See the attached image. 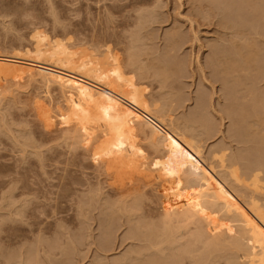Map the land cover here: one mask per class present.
<instances>
[{
	"label": "rangeland",
	"instance_id": "obj_1",
	"mask_svg": "<svg viewBox=\"0 0 264 264\" xmlns=\"http://www.w3.org/2000/svg\"><path fill=\"white\" fill-rule=\"evenodd\" d=\"M236 1L234 22L246 14L244 2ZM220 3L0 0V54L45 61L33 51L39 31L85 58L102 57L111 47L127 65L133 54L151 77L139 66L126 67V77L154 97L167 119L188 122L202 144L196 160L217 165L213 158L222 151L228 159L256 152L255 142L235 140L226 114L229 92L245 87L225 81L230 79L219 73L214 59L222 48L235 51L230 30L217 23L225 5ZM256 21L262 34L253 42L258 67L252 87L256 98H264V20ZM42 62L29 61L34 74L0 64V264H193L196 255L199 264H229L214 259L230 254L226 247L238 230L227 224L211 192L187 168L157 178L165 150L153 144L148 126L137 128L136 148H123L114 158L93 157L107 133L96 104L95 85H101L89 80L90 88H73L71 80L83 78L77 74L44 79ZM175 63L182 74L174 72ZM250 138L264 140L257 134ZM255 155L240 160L256 164ZM152 208L161 210L146 215ZM137 225L143 226L140 233ZM147 236L156 246L142 240ZM207 244L219 252L211 251L213 256Z\"/></svg>",
	"mask_w": 264,
	"mask_h": 264
},
{
	"label": "bare ground",
	"instance_id": "obj_2",
	"mask_svg": "<svg viewBox=\"0 0 264 264\" xmlns=\"http://www.w3.org/2000/svg\"><path fill=\"white\" fill-rule=\"evenodd\" d=\"M240 1H243L246 6V9L244 8L246 14L240 18L238 16V20L234 22L231 17L232 8L235 6L233 0H219V3H223H220V5L225 4L226 6H222L223 10L219 7L222 16L217 18V23L230 30L227 35L234 43L235 51L232 52L231 49H229L231 51H227L221 47L222 49L217 50L214 54V59L217 62L219 73L228 76V79H230H225V81H231L235 86L238 83V87H241V85L245 87L244 89L240 88L242 90L239 92L235 90H238L237 87L235 89L233 87L229 88L231 91L234 89L237 93L233 92L234 94H232V92H229L226 114L227 118L234 123L232 133L237 142L244 144L256 143L253 149L258 154L250 151V156L256 154L259 157L256 164L241 162L240 158L248 160L246 158H250L249 155L248 157H246L247 155L240 156L239 159H236V155L235 158L228 159L226 151L219 152V155L214 156L213 159L217 161V165L212 164V162L208 165L202 159V162L196 160L194 155L200 159L203 153L201 151L202 144L198 140V135L188 129V122H184L187 125L185 126L172 117L167 119L163 109L154 97L146 95L145 90L133 81L134 78L132 80V78L126 77L125 70L128 66H139L142 69V75L147 78L151 77L149 71L139 65L133 54L130 55L127 65L121 62V58L114 54L111 47H107L108 52L103 53L102 57L100 55V57L85 58L84 56H78L80 52L73 51L71 47L66 45L67 42L63 44L59 40L53 41L42 31H39L33 35L35 40L33 51L39 58L47 57L45 61L30 59L26 56L24 58V56L16 54H0V64L22 66L28 72L34 74L32 70L36 66L34 64L33 66L29 61H43L38 68L44 79L58 74H62L65 79H70L75 77L72 74H77L83 78L78 76L76 79L73 78L75 80H71L73 88L86 90L92 85L90 81L101 85L102 87L95 85L96 104L99 109V118L106 125L107 133L103 138L104 143L94 150L93 157L96 159L114 158L123 148H136L137 128L148 126L153 144L156 147L163 145L165 150H163L164 160L160 164L162 171L158 173L159 177L157 178H165L168 175L176 176L180 170L187 168V172L194 175L196 181L211 192L214 198L213 204L218 206L223 217L227 219L226 222L230 228L238 230V235L236 232V237H233V239L231 237L232 244L226 247L230 254L227 257L223 254L217 255L214 260H218V263H220V260L225 258L229 264H264V140L255 141L250 138V134H257L264 139V98L263 96L262 98H256V91L252 87L254 72L256 66L258 67L256 65L258 50L256 51L253 42L257 43L258 35L262 34L258 32L254 21L257 19L264 20V3H262V0ZM211 3L209 8L213 9L214 4ZM176 40L178 38H174V42ZM243 41L248 44L245 45ZM69 45L71 44L69 43ZM242 47L248 52H244ZM47 65H53L62 71L49 68ZM182 69L183 67L179 63H175L173 66L174 72L181 73ZM240 69L243 70L241 72H244V76L240 75L241 72H238ZM234 82L237 83L234 84ZM238 94L241 95L238 96ZM204 126L207 131H211V123L206 122ZM248 147L246 149H249ZM218 168L222 172H218ZM220 173H224V176H226H223L225 180L221 177L224 180H222L223 182L215 176L216 174L221 176ZM206 208L205 206L204 209ZM160 210L152 208L147 210L146 215H153ZM137 226L136 228L140 233L139 229L142 225ZM138 231L135 230L136 234L140 235L137 233ZM131 233L133 234V232ZM132 234L130 238H133ZM135 237L134 234V239H136ZM108 239L106 240L108 241ZM142 240L148 241L149 247H151L149 236L144 237ZM151 244L156 246L154 243ZM207 245L205 250H209L211 254L215 251L219 252L217 248H212L213 244ZM198 252H200V248ZM214 254L212 255L215 256ZM212 255L211 257H213ZM197 257L198 255L194 257L193 264H199ZM177 260H179V257ZM151 264H155V261L152 260Z\"/></svg>",
	"mask_w": 264,
	"mask_h": 264
}]
</instances>
